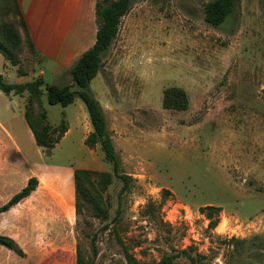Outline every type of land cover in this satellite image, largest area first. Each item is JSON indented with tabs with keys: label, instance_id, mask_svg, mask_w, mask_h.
I'll return each instance as SVG.
<instances>
[{
	"label": "rangeland",
	"instance_id": "374dc122",
	"mask_svg": "<svg viewBox=\"0 0 264 264\" xmlns=\"http://www.w3.org/2000/svg\"><path fill=\"white\" fill-rule=\"evenodd\" d=\"M30 1L49 42L32 52L11 0H0V26L12 23L17 32L7 40L0 31V47L13 58L0 52V73L11 83L72 84L69 70L94 44L97 24L84 19L81 53L63 67L79 0H44L43 8ZM208 1L133 0L102 55L90 89L104 111L118 173L99 144H85L92 124L80 97L50 104L43 85L48 122L64 119L70 128L48 149L29 131L27 93L0 90V135H12L4 144L23 173L91 167L73 222L81 264H264V0H239L218 27L205 18ZM169 87L186 91V110L163 106Z\"/></svg>",
	"mask_w": 264,
	"mask_h": 264
},
{
	"label": "crops",
	"instance_id": "0c3cea01",
	"mask_svg": "<svg viewBox=\"0 0 264 264\" xmlns=\"http://www.w3.org/2000/svg\"><path fill=\"white\" fill-rule=\"evenodd\" d=\"M96 2L97 0L76 1L75 6L77 11L79 8L80 16L73 30L75 38L73 39L72 35L66 37L68 41L63 47L60 59L63 67H70L74 58L81 53L80 34L84 27V19L88 18L89 22L93 19V24H96ZM18 3L36 50L41 53V47L49 40L44 33L45 25L36 21L37 7L30 0H18ZM39 4L43 8L44 0H39ZM67 24L66 21L65 25ZM95 29L97 30V25ZM25 104L23 103L24 116ZM25 120L37 144L26 116ZM91 131L92 127L87 121L85 139ZM66 132L68 134L70 128ZM5 134L11 141H15L6 129L5 133L4 130L2 131L0 135V197L11 182L16 180L19 182L13 183L15 187L12 192L0 198V206L26 186L31 177L37 178L38 185L29 196L0 212V234L12 238L24 252V255H19L0 244V264H78V244L73 224L76 215L75 170L77 168L54 172L32 168L23 173L22 162L17 158L13 159V152L9 153V146L4 144ZM79 168L91 169L85 164Z\"/></svg>",
	"mask_w": 264,
	"mask_h": 264
},
{
	"label": "trees",
	"instance_id": "16d2710c",
	"mask_svg": "<svg viewBox=\"0 0 264 264\" xmlns=\"http://www.w3.org/2000/svg\"><path fill=\"white\" fill-rule=\"evenodd\" d=\"M133 0H97L95 7L96 16V40L94 44L84 51L69 72L72 77V84L58 85L55 83H44L42 78H36L26 83H11L4 79L0 73V90L6 94L27 93V101L25 106V116L29 126L35 136V140L40 147L51 149L63 137L68 130L66 121L63 119L58 126H52L48 122L47 112L43 106L42 95L43 85L47 90V98L50 104H61L67 106L80 97L85 103L89 112L92 131L85 139V144L94 147L99 144L104 152L105 159L113 163L114 171L118 173L120 159L116 152L112 137L107 130V122L104 111L98 99L94 96L90 89L91 80L97 76L102 55L110 48L116 38L122 17L128 13ZM12 14L18 17V22L25 35L26 44L34 53L37 52L35 44L32 40L27 23L21 12L18 0H11ZM239 4V0H209L204 6L205 18L213 26H221L227 18L235 11ZM1 35L9 40L17 37V32L12 23L4 22L0 26ZM20 41V39H19ZM0 52L6 59L12 60V56L7 49L0 47ZM76 85L77 89H73ZM163 106L171 110H186L189 106V97L186 91L179 87H169L164 91ZM39 111L40 115L34 116L32 108ZM44 120V121H43ZM43 126L41 129L39 127ZM52 131L57 132L55 138L52 137ZM91 171L89 169L77 168L75 170L76 182V207H79V197L84 194V186L82 181L89 178ZM120 177L128 184L127 175L121 174ZM38 180L31 177L26 186L19 192L15 193L5 204L0 206V212L5 211L29 196L37 187ZM212 208L211 206L202 209ZM213 216V212L207 214ZM0 244L14 250L19 255H24L23 250L10 237L0 234ZM78 264L81 262L78 259Z\"/></svg>",
	"mask_w": 264,
	"mask_h": 264
}]
</instances>
